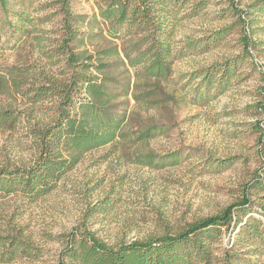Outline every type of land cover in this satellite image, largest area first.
<instances>
[{"label": "trees", "instance_id": "obj_1", "mask_svg": "<svg viewBox=\"0 0 264 264\" xmlns=\"http://www.w3.org/2000/svg\"><path fill=\"white\" fill-rule=\"evenodd\" d=\"M32 1L0 0V43L4 36L23 41L34 34L36 47L51 66L63 65L56 70L15 66L0 74V89L10 94L13 89V94L30 104L28 112L0 107V130L17 129L25 113L35 122L26 133L33 164L0 166V198L35 201L46 196L86 154L108 145L117 152L128 148L123 156L137 165L163 169L180 164L185 159L181 150L158 155L141 149L168 133L170 126L159 123L154 115L139 120L137 127L133 124L137 111L176 101L168 90L176 60L197 50L207 52L228 35L229 30L222 29L176 45L177 26L197 16L209 0H96L91 15L73 12V0H51L41 4L40 10L57 7L61 24L54 40L37 28L47 18L36 19L26 13L27 3ZM231 1L245 29L243 52L252 56L254 42L248 29L254 20L250 15L255 11L264 16V0L243 10ZM243 58L246 56L214 63L185 76L189 82L197 81L195 99L206 102L223 94ZM259 142L264 155V133ZM214 163L225 168L235 160ZM253 175L236 202L219 215L189 224L178 234L116 244L89 231L62 235L57 264H264V222L256 216L257 201L264 205V163ZM223 229L238 232L218 260L213 247ZM0 246L5 248L0 262H9L17 255H43L30 239L19 234L1 237Z\"/></svg>", "mask_w": 264, "mask_h": 264}, {"label": "rangeland", "instance_id": "obj_2", "mask_svg": "<svg viewBox=\"0 0 264 264\" xmlns=\"http://www.w3.org/2000/svg\"><path fill=\"white\" fill-rule=\"evenodd\" d=\"M50 1L33 0L27 3L26 13L36 19L47 18L37 28L54 40L61 24L57 7L40 10L41 4ZM256 1L235 0L239 10ZM235 8L231 0H209L197 16L180 22L174 34L176 45L222 29L229 33L209 51L197 50L174 62L168 90L176 101L135 114V127L147 115L170 126L168 133L141 146L143 152L165 155L181 150L185 159L177 166L155 169L124 157L128 148L117 152L108 145L86 154L46 196L35 201L16 196L0 198V238L23 235L43 251L39 258L17 255L0 264H57L63 248L61 236L73 231L93 232L109 244L178 234L193 222L219 215L238 200L243 187L264 163L259 142L264 133V16L251 12L254 23L248 31L254 43L249 56L243 52L245 29ZM72 10L91 15L96 10V0H73ZM33 36L23 41L2 38L0 74L15 66L56 70L63 65L61 62L52 67L39 52ZM238 56L246 59L229 88L209 101L196 100L197 81L189 82L185 76ZM10 91L13 94V89ZM12 94L0 89V107L28 112L30 104L20 95L13 94L14 99ZM26 114L17 129L0 130V166L33 164L34 153L26 133L35 122ZM230 158L235 163L225 168L214 163ZM262 206L257 201L256 216L264 222ZM223 230L213 247L218 260L238 232ZM4 250L0 246V252Z\"/></svg>", "mask_w": 264, "mask_h": 264}]
</instances>
